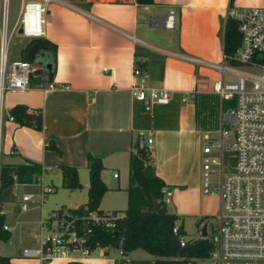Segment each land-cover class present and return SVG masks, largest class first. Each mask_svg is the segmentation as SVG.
<instances>
[{"label":"crops","instance_id":"obj_1","mask_svg":"<svg viewBox=\"0 0 264 264\" xmlns=\"http://www.w3.org/2000/svg\"><path fill=\"white\" fill-rule=\"evenodd\" d=\"M230 3L231 0H155L152 6H140L136 0H58L52 3L44 39L57 45L55 72L46 69L50 53L42 52L33 64L35 79L30 89L5 95L2 103L5 143L1 164H39L43 168L39 178L59 177L62 187L61 168H77L81 189L87 194L85 203L63 209H78L89 201L88 155H92L102 160V178L109 189L101 210L124 212L129 200L130 155L140 139L141 145L151 152L157 175L173 189L174 197L179 198L197 187L201 177L198 162L201 127L196 99L214 95L213 86L220 79L213 83L207 79L210 74L217 76L220 72L186 63L180 57L189 55L209 63H221L222 28ZM232 7H264V0H234ZM2 10L3 0H0V16ZM172 10L177 13V28L167 31L162 28V19ZM31 41L29 39L25 48ZM155 57L164 63L162 81L156 79L161 67ZM23 60L24 57L18 60L9 56L10 62ZM138 63H148L143 71L151 76L149 85L153 77L158 88L174 93L171 105L156 107L148 114L134 100L131 91ZM183 97H187L186 102L182 101ZM189 100L192 103L187 105ZM19 104L42 112L43 131L20 127L9 120L10 110ZM48 145L57 146L61 155L49 150ZM50 183L48 186L55 191L54 180L50 179ZM17 187L15 200L4 208L11 238L0 249V255L10 258L12 264H42L23 256L25 249L40 245L41 222H21L23 226H19L18 220L13 218V212L23 213L22 196L17 195ZM31 207L30 212H37L44 203H33ZM175 215L181 219L180 214ZM181 222L184 220L178 221V225ZM34 225L36 228H32ZM115 250L120 256L114 259L108 258L109 249L105 254L94 252L98 257L93 254L82 263L118 264L125 260L127 264H154L156 261L149 253H142L143 250L130 253L126 259Z\"/></svg>","mask_w":264,"mask_h":264},{"label":"built area","instance_id":"obj_2","mask_svg":"<svg viewBox=\"0 0 264 264\" xmlns=\"http://www.w3.org/2000/svg\"><path fill=\"white\" fill-rule=\"evenodd\" d=\"M20 1L19 19L9 33L7 10L10 0H3L6 13L1 30L0 134L5 95L28 91L35 76L33 64L24 60L9 61V40L20 29L28 39L45 38L49 7L58 0ZM228 19L237 22L241 37L234 55L223 50L220 64L189 55L180 57L186 63L212 69L222 75L213 86V94L221 101L217 125L202 134L206 142L202 150L204 193L218 197L220 201L217 225L211 236L206 237L213 245L211 256L206 261L211 264H264V7H230L225 14V22ZM162 28L176 30L175 10L162 21ZM229 74L235 77L234 81L226 79ZM134 79L132 96L145 113L151 114L156 107H166L173 102L174 93L165 88L151 87L150 74L138 66L134 69ZM182 101L186 102L187 97ZM9 120L14 122L12 118ZM148 143L152 144V140ZM114 177L118 178V174ZM37 184L43 186V180L39 178ZM53 192L54 189L48 186L41 198ZM163 194L164 203L170 206L175 196L173 189L165 186ZM34 199L33 194L23 195L21 210L28 212ZM66 210L62 214L52 211L42 219L41 243L37 248L25 249V258L42 264L83 262L96 251L102 254L109 251L110 247H102L93 241L94 232L97 229L115 230L122 214L95 211L80 217ZM4 230L10 231V227L5 225ZM174 234L179 235L178 227ZM187 242V237H183L182 247Z\"/></svg>","mask_w":264,"mask_h":264},{"label":"trees","instance_id":"obj_3","mask_svg":"<svg viewBox=\"0 0 264 264\" xmlns=\"http://www.w3.org/2000/svg\"><path fill=\"white\" fill-rule=\"evenodd\" d=\"M136 2L140 6L155 4V0H136ZM233 4L234 0H231V7ZM223 25L224 51L229 55H234L241 42L238 24L236 21L228 19ZM42 52L50 53L52 71L55 72L57 45L44 38L33 39L30 42L23 51L24 61L35 64ZM156 64L161 67L156 79L162 81L164 78V63L160 59H156ZM137 65L141 70L148 68V63H138ZM34 79L35 76L32 80ZM196 104L198 106L199 126L201 129L206 128L209 125L207 120L218 109L220 111L221 101L218 96L215 98L208 95L196 99ZM10 118L20 127L32 128L39 132L43 131L42 112L31 111L26 105L19 104L12 108L9 112ZM47 148L61 155V151L57 146L48 145ZM61 170L64 189L73 192L82 188L77 168L65 166ZM88 170L90 187L87 205L78 209H58L53 213L62 214L66 210L72 215L81 217L89 212H104L100 206L109 189L102 178V172L104 171L102 160L88 155ZM42 174V166L32 162L21 165L1 164L0 244L7 243L11 238L10 231L4 230L6 216L3 212L5 206L15 200V188L17 186L38 185L37 179ZM165 186V182L157 175L151 152L146 146H142L141 140L138 139L130 155L129 188L127 190L129 195L128 209L124 212L115 211L114 213L122 214L116 229L112 231L95 230L93 241L99 242L102 247H113L120 250L124 259L134 251L143 250L156 258L154 264H201L209 259L213 251V245L208 238L188 241L186 246L182 247V238L186 237L184 222L178 225V221L181 220L180 217L170 213L168 206L164 203L163 188ZM155 202L159 205L157 212H154ZM176 227H178L179 235L174 234ZM0 264H12V262L10 258L0 255ZM67 264L84 263L69 262ZM118 264H127V261H120Z\"/></svg>","mask_w":264,"mask_h":264},{"label":"rangeland","instance_id":"obj_4","mask_svg":"<svg viewBox=\"0 0 264 264\" xmlns=\"http://www.w3.org/2000/svg\"><path fill=\"white\" fill-rule=\"evenodd\" d=\"M20 0H10L9 7L7 10V19H8V26H9V33L13 30V27L17 23L19 19V10H20ZM5 8L2 10V15L0 16V22H2V26L4 23V17H5ZM2 19V21H1ZM221 37V35H220ZM29 42V39L26 38L23 35H20L19 33L14 35L10 38L9 43L7 45L8 49V56H15L18 60H21L24 57L23 49L25 48L26 44ZM1 54V52H0ZM49 64H52L50 62L51 57L48 56ZM215 71V70H211ZM217 72V71H215ZM252 72V71H251ZM256 72V71H254ZM218 73V72H217ZM215 76L216 74H210L209 79H207V82L213 83L218 78L221 79L222 75ZM226 79L228 81H234L235 77L232 75H227ZM153 83H151V87L158 88L159 84L156 82V80L152 77ZM210 86V84L208 85ZM215 98L217 96L212 95ZM192 101L189 100L188 104H191ZM218 107V105H217ZM216 107V109H217ZM213 116L207 120L209 122L208 127L201 129L200 134V140H199V152H200V158H199V164H200V171H201V177L199 185L197 187H194L190 191H187V193L182 194L179 198L174 197L173 202L170 206H168V210L172 214H180L181 220L185 222V230L188 233V240L193 239H199L203 238V229L204 227H207L208 229V235L211 236L213 229L217 225V215L220 209V201L218 197L206 195L204 193V186H203V159L204 156L202 154V150L206 145V142L202 139L203 132L207 130H212L216 123L218 122L219 117V109L215 112V114H212ZM5 135L3 134V130L0 134V147H1V162L3 158V150H4V143H5ZM146 139L148 137V134H146ZM39 179V178H38ZM37 179V180H38ZM50 179L54 180V184L57 186V189L54 191V193L46 194L44 199L41 198L42 193L45 188L48 187L50 183ZM58 178L52 176L51 178L49 176H46L43 180V186L42 185H32V186H18L17 192L21 194V196L25 194H33L35 195V202L39 203L40 205L44 203L43 208H39L37 212H30L32 211V207L30 211H28L25 216H23L26 212L19 213L18 211L13 212L14 216L13 218L17 219L19 222V226H23L21 222H26V224L30 223H37L41 222L43 218L47 217L52 211L63 209V207L67 208H74L76 204H84L86 199V192L83 189L76 190V191H69L62 187V185L58 182ZM87 182V179H86ZM177 200V201H176ZM177 203V204H176ZM78 205V206H79ZM177 205V206H176ZM32 206V205H31ZM65 209V208H64ZM22 214V216L20 215ZM14 219V220H15ZM202 221V223L199 224V222ZM32 228H36V226H32ZM38 228V227H37ZM36 231V230H35ZM40 240V237H39ZM6 245L5 243L0 244V249L4 248ZM111 252L108 258L114 259L120 254L115 250V248L111 247ZM144 251H142L143 253ZM146 253V252H144ZM93 257H98V253H95ZM201 264H211L209 261L202 262Z\"/></svg>","mask_w":264,"mask_h":264},{"label":"water","instance_id":"obj_5","mask_svg":"<svg viewBox=\"0 0 264 264\" xmlns=\"http://www.w3.org/2000/svg\"><path fill=\"white\" fill-rule=\"evenodd\" d=\"M164 19H165V18H163L162 20H164ZM19 34H20V35L23 34V29H20V30H19ZM46 69L52 73V72H53V71H52V64H48V65H46ZM158 209H159V205H158L157 202H155V204H154V212H157ZM203 236H204V238L207 237V227H204V229H203Z\"/></svg>","mask_w":264,"mask_h":264}]
</instances>
